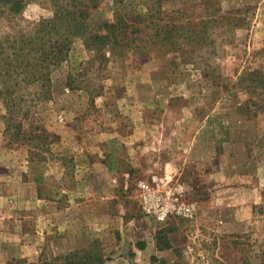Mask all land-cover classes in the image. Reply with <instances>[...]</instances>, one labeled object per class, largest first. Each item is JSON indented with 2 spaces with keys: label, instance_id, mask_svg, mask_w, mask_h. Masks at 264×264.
I'll list each match as a JSON object with an SVG mask.
<instances>
[{
  "label": "rangeland",
  "instance_id": "374dc122",
  "mask_svg": "<svg viewBox=\"0 0 264 264\" xmlns=\"http://www.w3.org/2000/svg\"><path fill=\"white\" fill-rule=\"evenodd\" d=\"M157 1L119 9L132 18ZM161 1L162 16L216 14V51L105 59L78 40L52 73L51 99L29 96V118L15 116L18 142L0 97V264H59L72 252L82 262L92 251L104 264H264V115L248 114L250 93L234 86L264 71V0ZM52 15L50 0H36L10 24L29 31ZM114 16L103 0L91 31ZM166 173L194 218L161 223L142 210L140 183Z\"/></svg>",
  "mask_w": 264,
  "mask_h": 264
},
{
  "label": "trees",
  "instance_id": "16d2710c",
  "mask_svg": "<svg viewBox=\"0 0 264 264\" xmlns=\"http://www.w3.org/2000/svg\"><path fill=\"white\" fill-rule=\"evenodd\" d=\"M33 1L36 0H0V97L8 111L6 132L14 128L12 136L17 142L26 134L23 119L14 123L15 116L23 111V118H29L31 110L26 108L29 96L33 102L51 99L52 73L68 61L78 40L87 50L105 59L107 53L115 58L126 51L138 57L153 56L158 50L216 51L212 27L216 14L201 19L199 24L186 21L184 18L190 13L183 9L162 16L159 0L155 3L158 11L153 12L150 6L129 18L119 9L126 0H113L114 20L106 23L100 34L91 31L89 20L91 11L99 9L103 0H50L53 8L50 18L40 20L29 31L14 23L12 26L10 23L22 16ZM234 86L250 93L248 114L264 115V71H246ZM78 253L58 257V261L64 259L59 264L105 263L98 251L88 252L82 262L75 260Z\"/></svg>",
  "mask_w": 264,
  "mask_h": 264
},
{
  "label": "built area",
  "instance_id": "2783aa9c",
  "mask_svg": "<svg viewBox=\"0 0 264 264\" xmlns=\"http://www.w3.org/2000/svg\"><path fill=\"white\" fill-rule=\"evenodd\" d=\"M153 181V185L140 183V204L148 217L162 223L171 218L196 216V205L186 199L185 187L171 173H166L160 182Z\"/></svg>",
  "mask_w": 264,
  "mask_h": 264
}]
</instances>
